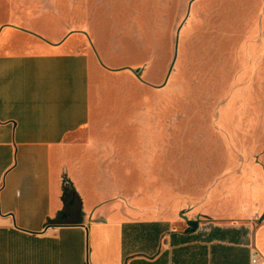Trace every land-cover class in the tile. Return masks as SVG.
<instances>
[{
	"label": "crops",
	"instance_id": "0c3cea01",
	"mask_svg": "<svg viewBox=\"0 0 264 264\" xmlns=\"http://www.w3.org/2000/svg\"><path fill=\"white\" fill-rule=\"evenodd\" d=\"M16 37L0 33V264H249L251 249L264 256V211L249 248L248 224L237 220L261 210L260 182L243 184L247 204L225 200L223 218L213 217L215 204L197 223L195 205L167 197L162 150L153 152L145 134L136 150L135 136L119 129L128 120L101 116L90 84L104 71L91 54L62 40L43 51L2 49ZM64 179L79 197V222H53Z\"/></svg>",
	"mask_w": 264,
	"mask_h": 264
},
{
	"label": "rangeland",
	"instance_id": "374dc122",
	"mask_svg": "<svg viewBox=\"0 0 264 264\" xmlns=\"http://www.w3.org/2000/svg\"><path fill=\"white\" fill-rule=\"evenodd\" d=\"M3 31L18 36L4 50L62 40L88 51L104 71L90 84L101 116L128 120L119 129L135 136L136 150L143 134L162 150L167 197L195 205L197 223L216 206L213 217L223 218L225 200L247 204L243 184L260 182L261 210L237 219L251 246L264 211V0H0Z\"/></svg>",
	"mask_w": 264,
	"mask_h": 264
},
{
	"label": "trees",
	"instance_id": "16d2710c",
	"mask_svg": "<svg viewBox=\"0 0 264 264\" xmlns=\"http://www.w3.org/2000/svg\"><path fill=\"white\" fill-rule=\"evenodd\" d=\"M62 200L63 208L59 211L53 222H79L82 214L81 203L78 195L67 179L63 180Z\"/></svg>",
	"mask_w": 264,
	"mask_h": 264
},
{
	"label": "built area",
	"instance_id": "2783aa9c",
	"mask_svg": "<svg viewBox=\"0 0 264 264\" xmlns=\"http://www.w3.org/2000/svg\"><path fill=\"white\" fill-rule=\"evenodd\" d=\"M249 264H264V256L255 249L249 252Z\"/></svg>",
	"mask_w": 264,
	"mask_h": 264
},
{
	"label": "water",
	"instance_id": "95a60500",
	"mask_svg": "<svg viewBox=\"0 0 264 264\" xmlns=\"http://www.w3.org/2000/svg\"><path fill=\"white\" fill-rule=\"evenodd\" d=\"M190 2L191 1L188 2V8H189V5H190ZM187 12H188V10H187ZM179 28H180V26L176 30V37H175V44H174V53H173V57H172L171 63L169 65V67H168V71H167L166 78H167V76H168V74H169V72H170V70H171V68L173 66V63H174V60H175V57H176V51H177V34L179 32ZM166 78H165V80H166Z\"/></svg>",
	"mask_w": 264,
	"mask_h": 264
}]
</instances>
